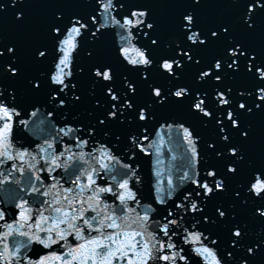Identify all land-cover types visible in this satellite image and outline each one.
<instances>
[{"label":"snow or ice","instance_id":"1","mask_svg":"<svg viewBox=\"0 0 264 264\" xmlns=\"http://www.w3.org/2000/svg\"><path fill=\"white\" fill-rule=\"evenodd\" d=\"M0 264H264V0H0Z\"/></svg>","mask_w":264,"mask_h":264}]
</instances>
